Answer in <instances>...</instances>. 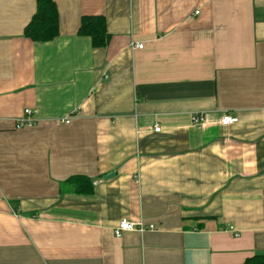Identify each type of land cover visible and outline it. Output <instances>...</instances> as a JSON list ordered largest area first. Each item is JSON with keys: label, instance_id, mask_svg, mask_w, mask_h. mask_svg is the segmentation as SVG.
<instances>
[{"label": "crops", "instance_id": "1", "mask_svg": "<svg viewBox=\"0 0 264 264\" xmlns=\"http://www.w3.org/2000/svg\"><path fill=\"white\" fill-rule=\"evenodd\" d=\"M54 1L36 42V0H0V264L264 255V0ZM98 15L96 49L78 31ZM121 219L156 229L117 238Z\"/></svg>", "mask_w": 264, "mask_h": 264}, {"label": "trees", "instance_id": "2", "mask_svg": "<svg viewBox=\"0 0 264 264\" xmlns=\"http://www.w3.org/2000/svg\"><path fill=\"white\" fill-rule=\"evenodd\" d=\"M59 12L54 0H36V13L28 22L24 37L36 42L53 41L60 33ZM79 36L89 37L93 48L106 47L111 36L107 31V22L104 16H84L78 31ZM75 192L90 195L93 191L92 179L75 176L69 179ZM244 264H264V255H255L247 259Z\"/></svg>", "mask_w": 264, "mask_h": 264}, {"label": "built area", "instance_id": "3", "mask_svg": "<svg viewBox=\"0 0 264 264\" xmlns=\"http://www.w3.org/2000/svg\"><path fill=\"white\" fill-rule=\"evenodd\" d=\"M136 47L138 49H142L143 43L136 45ZM33 113H34L33 110H26L25 114H26L27 118L24 120H20L18 122L19 127H30L31 125H34L33 124L34 120L31 118ZM193 119H194L195 125L198 126L199 128H201L203 125V122H204V118L201 115H197V116H194ZM238 120L239 119L236 116L225 114L221 117L220 124L222 126L229 127V126L237 123ZM69 122H70L69 120L65 121V123H67V124H69ZM159 130H160V128H157L155 131L159 132ZM155 229H156V227H154L153 225H149V227H148V226H144L142 224H137L135 222L133 223L127 219H121L120 223L114 228L113 232H114V236H116L117 238H120L124 232H134V231L146 232V231L155 230Z\"/></svg>", "mask_w": 264, "mask_h": 264}, {"label": "water", "instance_id": "4", "mask_svg": "<svg viewBox=\"0 0 264 264\" xmlns=\"http://www.w3.org/2000/svg\"><path fill=\"white\" fill-rule=\"evenodd\" d=\"M113 175H114V174L108 175V176H106V178L112 177Z\"/></svg>", "mask_w": 264, "mask_h": 264}]
</instances>
